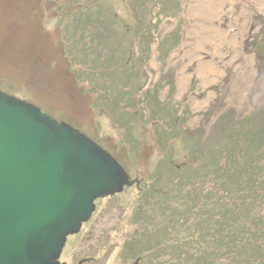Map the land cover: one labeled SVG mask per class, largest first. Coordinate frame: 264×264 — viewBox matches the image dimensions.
<instances>
[{
    "label": "rangeland",
    "instance_id": "374dc122",
    "mask_svg": "<svg viewBox=\"0 0 264 264\" xmlns=\"http://www.w3.org/2000/svg\"><path fill=\"white\" fill-rule=\"evenodd\" d=\"M210 2L0 0V91L76 128L139 182L94 202L61 264H158L162 232L153 230L152 245L144 239L136 255L126 251L134 219L151 207V224L162 221L152 178L184 179L179 164L192 149L198 159L189 168L201 171L243 121L251 148L264 144V0H224L217 16ZM195 191L215 193L206 182ZM177 206L182 220L194 219L185 202Z\"/></svg>",
    "mask_w": 264,
    "mask_h": 264
},
{
    "label": "water",
    "instance_id": "95a60500",
    "mask_svg": "<svg viewBox=\"0 0 264 264\" xmlns=\"http://www.w3.org/2000/svg\"><path fill=\"white\" fill-rule=\"evenodd\" d=\"M120 166L76 128L0 91V264H60L96 199L139 185Z\"/></svg>",
    "mask_w": 264,
    "mask_h": 264
},
{
    "label": "trees",
    "instance_id": "16d2710c",
    "mask_svg": "<svg viewBox=\"0 0 264 264\" xmlns=\"http://www.w3.org/2000/svg\"><path fill=\"white\" fill-rule=\"evenodd\" d=\"M79 64L83 69L84 64ZM79 73L81 70L76 75ZM162 79L172 89L173 81ZM242 123L238 126L241 131L236 127L226 135L225 153L221 155L220 152L215 159L212 157L209 165L203 163L205 167L201 171L194 169L192 172L189 168L197 164L198 159L193 158L196 153L192 149L183 161L184 167L179 164L181 170L189 171L184 173V179L169 185L160 183L163 173L152 178L149 188L153 196L159 197L154 204L162 206L155 210L162 221L151 224V207L148 214L134 219L132 223L136 224L138 232L127 242L126 251L136 255V246L144 239L152 245L155 240L151 239L152 235H157L153 230H157L164 238L154 241V247L162 246L164 252L155 254L158 264H264V216L259 213L264 206V144L251 148L254 142L250 141L249 130L244 129ZM160 154L166 159L168 152L162 148ZM220 158H225L223 164ZM204 182L215 193L201 195L198 191V195L195 190ZM207 200H211L210 203ZM181 202L187 206L184 212L194 215L189 223L176 213ZM153 250L142 251V254L146 258L145 254Z\"/></svg>",
    "mask_w": 264,
    "mask_h": 264
},
{
    "label": "bare ground",
    "instance_id": "6f19581e",
    "mask_svg": "<svg viewBox=\"0 0 264 264\" xmlns=\"http://www.w3.org/2000/svg\"><path fill=\"white\" fill-rule=\"evenodd\" d=\"M224 0H211V2H210V6L212 7V11H211V13L213 14L212 16H217V15H215V13H221V9H222V4H224V2H223ZM229 2H233L236 6H238V7H242L243 5H244V3L245 2H243V0H228ZM246 1H250V0H246ZM255 1H257V0H255ZM218 30V29H217ZM219 31V30H218ZM217 31V34L219 35V37H220V33H222V32H218ZM214 32H216V31H214ZM216 34V35H217ZM231 34V33H230ZM215 35V34H214ZM217 37V36H216ZM232 43V42H231ZM234 44V43H233ZM2 92V91H1ZM4 93V92H3ZM6 94V93H5ZM9 96V95H8ZM12 97V96H11ZM19 100V99H18ZM22 100V99H21ZM25 102V101H24ZM27 103V102H26ZM29 104V103H28ZM32 105V104H31ZM34 106V105H33ZM36 107V106H35ZM37 108V107H36ZM39 109V108H38ZM41 111V110H40ZM42 112V111H41ZM42 113H44V112H42ZM58 122V121H57ZM59 123H63V122H59ZM133 186H136V185H133ZM126 188V187H125ZM130 188V187H129ZM106 198V197H105ZM103 199V198H102ZM97 200V199H96ZM60 263V262H59ZM61 264V263H60ZM79 264V263H78Z\"/></svg>",
    "mask_w": 264,
    "mask_h": 264
}]
</instances>
